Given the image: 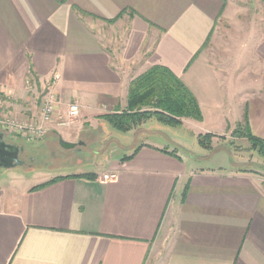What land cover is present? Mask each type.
I'll return each instance as SVG.
<instances>
[{
    "label": "crops",
    "instance_id": "1",
    "mask_svg": "<svg viewBox=\"0 0 264 264\" xmlns=\"http://www.w3.org/2000/svg\"><path fill=\"white\" fill-rule=\"evenodd\" d=\"M227 3L0 0V119L41 120L32 86L50 87L58 113L76 101L81 116L46 137L84 146L101 129L111 139L105 117L126 108L130 82L154 65L181 78L202 113L178 127L197 149L148 120L97 171L0 184V264H264V176L198 162L232 154L215 150L226 145L218 138L248 142L233 136L239 126L264 141V0L257 23ZM118 26L113 39L106 31ZM200 134L213 135L214 150ZM110 171L117 177L103 180Z\"/></svg>",
    "mask_w": 264,
    "mask_h": 264
},
{
    "label": "rangeland",
    "instance_id": "2",
    "mask_svg": "<svg viewBox=\"0 0 264 264\" xmlns=\"http://www.w3.org/2000/svg\"><path fill=\"white\" fill-rule=\"evenodd\" d=\"M226 2H228L227 4H229L230 7L234 6L235 8H238V11L241 13L240 19L242 22H258L259 17L261 16L259 13L261 11L260 9L263 0H226ZM254 12L258 13L254 14ZM231 29H233L234 38L235 31L238 30V27L233 28L232 26ZM125 30L126 27L118 26L117 29L112 28L106 32L110 37L115 39L116 37L120 38L122 34L125 33ZM236 39L237 37L235 36V40ZM49 88L50 87L41 88L38 87V85H33L30 102L40 103ZM17 119L23 120L20 117H17ZM181 120V124H184L185 128H192L189 125L191 119L182 118ZM147 126L152 129H165L164 131L166 134L174 135V133H177L189 142L192 147H196V149L198 147L197 142L195 143L194 140L192 141V135L189 133L190 131L182 130V128L167 127L154 119L149 121ZM106 133L107 132L100 129L98 133L85 135L82 138L87 141L84 143V146H77L71 150L61 148L58 143V137L53 136L48 138L46 137L48 134L36 142L28 141L25 137H22L21 134H14L9 138L4 134L8 142L16 143L18 146L24 148V152L20 155V158L25 164L11 169L0 168V184L6 185L15 182V180L20 179V177L23 178L22 181H25L28 184L31 182H37L38 180L47 178L51 175L65 172L97 171L100 168L99 166H104L101 162H106V160H108L112 163L114 162L113 160L119 159L120 152L124 149L123 146L127 145L126 137L121 138V135L119 134H113V136H116L113 139L104 140L106 136H109L108 133ZM137 138L142 140V137L139 134L136 135L135 140H137ZM224 141H226V145L222 147L218 146L215 150L229 149V152H232L231 155L218 153L213 157L209 156L205 158V160L198 159V162L209 167L234 164L237 168L252 169L264 176V156H261L257 151L253 150L251 144L247 142V140H231V138L229 139L225 137L224 139H216V144L223 143ZM204 148L209 149L206 147ZM199 151H202V149H199ZM180 152L184 154L183 151ZM206 153L210 152H204L203 155Z\"/></svg>",
    "mask_w": 264,
    "mask_h": 264
},
{
    "label": "trees",
    "instance_id": "3",
    "mask_svg": "<svg viewBox=\"0 0 264 264\" xmlns=\"http://www.w3.org/2000/svg\"><path fill=\"white\" fill-rule=\"evenodd\" d=\"M182 118L202 120L196 96L171 69L154 65L130 82L126 108L121 113L107 115L105 120L111 127L113 139L116 137L113 134H119L124 138L130 131L152 119L163 125L178 128L182 125ZM233 136L246 137L251 148L264 156L262 139L249 131H244L241 126L233 132ZM212 137L213 135L206 134L197 138L201 146L211 148ZM126 158L128 156L122 159ZM85 176L96 177L94 173Z\"/></svg>",
    "mask_w": 264,
    "mask_h": 264
},
{
    "label": "built area",
    "instance_id": "4",
    "mask_svg": "<svg viewBox=\"0 0 264 264\" xmlns=\"http://www.w3.org/2000/svg\"><path fill=\"white\" fill-rule=\"evenodd\" d=\"M58 99L54 91L48 90L41 101V120L23 121L17 117H3L0 119L2 132L9 138L14 134H21L27 140L37 141L43 138L53 128L69 127L75 124L81 116V107L74 101L69 104L67 114L57 112ZM117 171L104 173L102 179L109 181L115 179Z\"/></svg>",
    "mask_w": 264,
    "mask_h": 264
},
{
    "label": "water",
    "instance_id": "5",
    "mask_svg": "<svg viewBox=\"0 0 264 264\" xmlns=\"http://www.w3.org/2000/svg\"><path fill=\"white\" fill-rule=\"evenodd\" d=\"M59 144L64 149H74L82 142H69L59 137ZM24 152V148L18 146L16 143L8 142L4 133L0 130V168L11 169L19 165H24L25 162L20 158Z\"/></svg>",
    "mask_w": 264,
    "mask_h": 264
}]
</instances>
